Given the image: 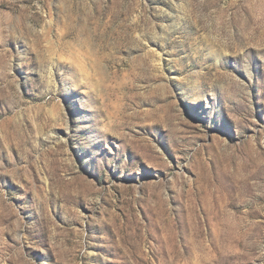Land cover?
Returning a JSON list of instances; mask_svg holds the SVG:
<instances>
[{
    "label": "rangeland",
    "instance_id": "obj_1",
    "mask_svg": "<svg viewBox=\"0 0 264 264\" xmlns=\"http://www.w3.org/2000/svg\"><path fill=\"white\" fill-rule=\"evenodd\" d=\"M0 264H264V0H0Z\"/></svg>",
    "mask_w": 264,
    "mask_h": 264
}]
</instances>
